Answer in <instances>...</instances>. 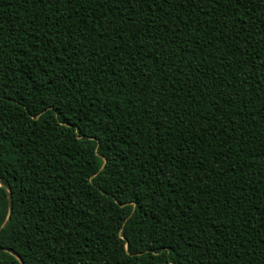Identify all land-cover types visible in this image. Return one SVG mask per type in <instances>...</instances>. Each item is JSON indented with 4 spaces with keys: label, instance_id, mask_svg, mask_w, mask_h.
Wrapping results in <instances>:
<instances>
[{
    "label": "trees",
    "instance_id": "1",
    "mask_svg": "<svg viewBox=\"0 0 264 264\" xmlns=\"http://www.w3.org/2000/svg\"><path fill=\"white\" fill-rule=\"evenodd\" d=\"M0 182L22 264H264V0H0Z\"/></svg>",
    "mask_w": 264,
    "mask_h": 264
},
{
    "label": "water",
    "instance_id": "2",
    "mask_svg": "<svg viewBox=\"0 0 264 264\" xmlns=\"http://www.w3.org/2000/svg\"><path fill=\"white\" fill-rule=\"evenodd\" d=\"M0 184H2L0 182ZM3 185V184H2ZM4 187V186H3ZM8 215L6 217V220L4 221V223L2 224L1 227H4L9 219V216H10V213H11V205H10V196L8 195ZM1 251H4V252H9L12 256H14L21 264H22V261L20 260V258L17 256V254L7 250V249H4V248H0Z\"/></svg>",
    "mask_w": 264,
    "mask_h": 264
},
{
    "label": "snow or ice",
    "instance_id": "3",
    "mask_svg": "<svg viewBox=\"0 0 264 264\" xmlns=\"http://www.w3.org/2000/svg\"><path fill=\"white\" fill-rule=\"evenodd\" d=\"M3 190V185L2 184H0V191H2Z\"/></svg>",
    "mask_w": 264,
    "mask_h": 264
}]
</instances>
